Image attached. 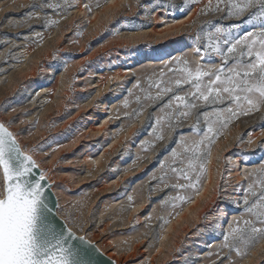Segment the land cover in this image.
Returning <instances> with one entry per match:
<instances>
[{"label": "rangeland", "instance_id": "374dc122", "mask_svg": "<svg viewBox=\"0 0 264 264\" xmlns=\"http://www.w3.org/2000/svg\"><path fill=\"white\" fill-rule=\"evenodd\" d=\"M47 2L59 7L0 0V122L44 171L60 218L71 216L82 226L76 234L116 264H264V238L238 245L241 256L221 248L230 226L250 219L243 190L264 179V147H257L264 141V110L221 130L198 193L166 187L184 181L160 168L161 161L173 163L172 149L183 152L177 141L191 148L201 139L189 130L195 114L175 135L167 121L156 126L162 140L150 135L158 117L175 111L174 101L163 108L171 93L146 99L156 96L155 82L174 87L184 67L174 60L192 68L219 64L221 58L205 55L210 50L194 52L214 25L233 22L221 18L224 5L216 12L206 6L215 8L217 0H196L181 12L183 0ZM165 2L178 7H157ZM182 88L175 94L188 91ZM199 126L205 127L203 116ZM177 195L190 199L181 204Z\"/></svg>", "mask_w": 264, "mask_h": 264}, {"label": "snow or ice", "instance_id": "6c2138e0", "mask_svg": "<svg viewBox=\"0 0 264 264\" xmlns=\"http://www.w3.org/2000/svg\"><path fill=\"white\" fill-rule=\"evenodd\" d=\"M193 2L196 0H183L179 10L186 11ZM221 4L224 5L221 18H231L233 22L227 27L214 25L205 35L207 42L194 52V55H199L202 50H210L205 51V55L214 54L221 58L219 64L205 68L201 62L192 68L187 60H174L184 64L180 76L175 78L174 87L171 81L167 87L162 86V82H155L156 96L146 97L158 101L171 93L163 108L172 109L173 101L176 104L175 111L158 117L152 125L150 135L157 140L163 139L156 132V126L162 121L168 122L175 135L185 119L193 114L196 116V123L189 130L200 135L201 139L193 142L191 148L184 140L177 141L183 152L172 149L170 156L173 163L166 165L160 162L162 171L167 167L177 181H184L166 185L177 191L191 189L198 193L207 157L221 130L234 118L264 110V0H217L215 8H212L211 2L206 7L219 12ZM37 6L53 11L59 7L47 0L32 5L33 8ZM161 6L165 9L178 7L171 2L157 5ZM85 8L91 11L88 5ZM199 14H205L204 10ZM47 23L51 25L56 21L49 20ZM241 28L245 29L242 34L238 31ZM200 39L198 30L195 41ZM182 86H187L188 91L184 95L175 94V91L183 90ZM201 116L204 119L203 128L199 126ZM261 119V126L264 127V117ZM7 123L10 125L12 121ZM136 135L138 132L133 133V137ZM248 143H252L251 139ZM257 147H264V141ZM185 161L186 167H181ZM252 175L249 173L250 178ZM259 175L264 177V163ZM164 180L162 175L160 181ZM257 186L258 191L255 190ZM51 187L32 156L21 150L16 135L4 122H0V264H99L97 257L103 256L100 249L85 236L76 234L82 226L71 216L66 215L63 220L57 217L54 207L58 209L59 205L52 203ZM243 191L244 211L250 219H245L242 226L239 222L235 227L230 226V231L223 235L221 245L230 252L235 250L237 256L242 255L238 245L247 248L264 238V179L253 181ZM174 199L183 204L190 197L186 199L177 195ZM104 264H114V261L106 260Z\"/></svg>", "mask_w": 264, "mask_h": 264}, {"label": "water", "instance_id": "95a60500", "mask_svg": "<svg viewBox=\"0 0 264 264\" xmlns=\"http://www.w3.org/2000/svg\"><path fill=\"white\" fill-rule=\"evenodd\" d=\"M21 150H22V149H21ZM38 169H39V168H38ZM39 170H40V169H39ZM47 182H48V181H47ZM48 183H49V182H48ZM49 184H50V183H49ZM50 195H51V199H52V203H53V205L57 204L58 201H57V199H56V196H55L54 192L52 191V187H51V189H50ZM54 211H55L57 217H58L60 220H62V219L60 218V216L58 215V213H57V209H56L55 207H54ZM101 253H102V252H101ZM102 254H103V253H102ZM97 260L99 261V264H104V261H106V260L113 261L112 259L108 258L105 254H103L102 257H97ZM114 264H116L115 261H114Z\"/></svg>", "mask_w": 264, "mask_h": 264}, {"label": "bare ground", "instance_id": "6f19581e", "mask_svg": "<svg viewBox=\"0 0 264 264\" xmlns=\"http://www.w3.org/2000/svg\"><path fill=\"white\" fill-rule=\"evenodd\" d=\"M104 105V104H103ZM23 151V150H22ZM24 152V151H23ZM26 154V152H24ZM52 191H53V188H52ZM57 198V197H56ZM109 258V257H108Z\"/></svg>", "mask_w": 264, "mask_h": 264}]
</instances>
